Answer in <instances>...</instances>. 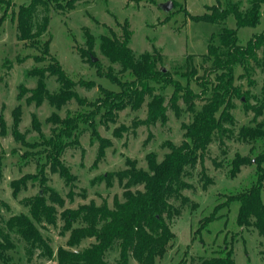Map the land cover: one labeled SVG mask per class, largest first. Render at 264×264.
Masks as SVG:
<instances>
[{
	"label": "rangeland",
	"instance_id": "374dc122",
	"mask_svg": "<svg viewBox=\"0 0 264 264\" xmlns=\"http://www.w3.org/2000/svg\"><path fill=\"white\" fill-rule=\"evenodd\" d=\"M7 1L11 2L8 17L0 21V201L5 204L0 205V228L13 248L4 252L0 264H59L56 254L60 247L77 252L90 247L94 239H85L74 248L67 246L70 231L65 229L61 213L91 201L97 205L106 201L112 207L115 197L123 200L127 173L153 174L152 164H162L175 152L188 153L195 161L185 166L180 184L169 190V207L163 216L175 239L165 257L156 264H201L218 256L225 247L234 250L236 264H264V236L254 227L237 225L238 202L220 208L218 219L201 228V221L218 205L254 181V164L243 166L236 178L229 177V164L236 154L252 156V144L243 141L239 131L253 124L254 113L245 110L242 100L234 99L230 110L234 122L226 124L224 131L216 132L207 142L196 145L188 137L194 115L183 94H174L176 83L200 93L198 78L214 80L215 75L209 76L212 62L208 47L210 43H219L214 35L223 25L194 17L203 16L206 7L218 1L88 0L77 3L71 12L60 11L54 5L48 10L40 8L34 28L43 16H49L48 32L42 41L52 36L50 53L73 82L71 90L77 95L60 106L48 97L41 104L28 101L39 83V77L29 76L28 72L47 66L51 60L39 49L18 40L11 12H17L30 0ZM233 1H241L243 8L248 7V0ZM167 2L173 3L169 11L163 8ZM3 12L0 9V19ZM262 12L260 24L238 30L241 44L264 31V5ZM125 21L132 31L130 47L135 57L140 58L144 53L158 57L157 69H166L172 82L168 85L149 82L140 105L132 97V90H123L118 83L131 81L130 74L122 71L120 63H112L100 49L102 35L114 31L121 36ZM224 26L235 29V18L230 16ZM90 34L95 40L92 50L88 45ZM89 54L97 59L94 64ZM36 56L45 60L37 62ZM188 65L197 70L190 81L185 77L190 70ZM241 74L243 70L238 67L236 84L249 93L250 103L255 105L262 98L264 74L257 69L252 85L247 79L239 78ZM44 81L50 95L66 90L56 76L47 73ZM105 90L125 97L120 107L111 110L102 107L99 99L105 97ZM197 103L198 107L202 105ZM80 113L91 118L81 122L73 136L64 140L68 144L59 156H51L49 142L58 133V120ZM38 195L45 196L56 208V224L38 225L54 258L6 227L12 216L30 215L28 201ZM262 199L264 202V188ZM105 260L107 264L120 263L117 246L106 254ZM130 262L138 264L133 258Z\"/></svg>",
	"mask_w": 264,
	"mask_h": 264
},
{
	"label": "trees",
	"instance_id": "16d2710c",
	"mask_svg": "<svg viewBox=\"0 0 264 264\" xmlns=\"http://www.w3.org/2000/svg\"><path fill=\"white\" fill-rule=\"evenodd\" d=\"M88 0H30L28 4L21 5L17 12H11V20L16 24L18 40L28 43L30 47L39 49L51 62L47 66L35 67L28 72L29 76L39 77L36 89L32 90V97L28 101H36L41 104L46 97L52 103L60 106L67 100L77 97L71 90L73 82L68 78L60 62L50 53L52 36L45 41L42 37L48 32L50 18L43 16L39 25L35 26V18L40 8L48 10L50 5L65 12L73 11L77 3ZM214 6H207V13L195 20H203L208 23L223 25L222 29L214 36L219 43H210L208 47V58L211 60L209 76L215 75L214 80L210 77H201L200 93L194 92L189 86L183 87L174 84L175 95L183 94V99L194 115V120L189 126L188 137L196 145L207 142L216 132L225 130V125L234 122L230 113L233 109V100H242L245 110L254 113L253 124L243 126L239 131L240 138L252 144L251 157L236 154L230 162L229 177L236 178L241 168L247 164L256 167L254 181L251 186L232 194L222 205H218L213 213L201 221V228H207L218 219L217 213L220 208L230 206L233 202L240 204L237 225L239 227H254L261 236H264V202L262 191L264 188V85L262 87V98L253 105L250 103L248 92L242 91V87L236 84V69L241 67L243 74L239 78H245L249 84H253L252 77L257 69L264 74V31L254 34L246 44H241L238 38V30L244 27H256L260 24L263 16L262 7L264 0H248V7L243 8L241 1L217 0ZM4 9L0 19L4 22L8 17L11 2L0 0V9ZM233 16L236 28L229 29L224 26L226 20ZM122 35L110 31L102 35L100 49L102 53L112 62L120 63L123 72H128L131 81L118 83L123 90H132V97L137 105L143 102V90L147 89L149 82L158 84H170L169 73L163 69H157L156 62L159 60L155 55L144 53L136 58L130 47L132 31L128 21L122 25ZM212 36L214 39L215 37ZM94 37L89 35L88 45L90 50L94 47ZM92 64L93 55L89 54ZM37 62H43L44 57H35ZM191 64L188 61V64ZM185 77L190 81L197 75V70L190 65ZM56 76L66 88L57 95H50L46 89L44 78L46 74ZM111 80L117 82L116 78ZM189 84V83H188ZM105 97L99 99L102 107L109 110L120 107L124 96L118 93L106 91ZM125 98V97H124ZM244 98V99H243ZM117 101V103H116ZM119 102V103H118ZM201 102V106H197ZM101 107V108H102ZM100 108V109H101ZM111 111H109L110 114ZM92 116L95 113L92 112ZM90 115L77 114L58 120L60 128L53 140L50 155L57 157L68 144L65 139L71 138L81 122L90 119ZM19 120V117H17ZM92 124V123H91ZM189 147V146H187ZM49 155V156H50ZM195 157H188L175 152L167 156L162 164H152L153 174L144 171H133L127 173L126 189L123 200L115 197L113 206L104 201L97 205L94 201L82 204L77 209H65L61 218L65 221V229L70 231L67 242L69 248L77 247L85 239H94L95 242L82 251H72L60 247L56 258L59 264H107L106 254L118 247L120 254L119 264H131L133 258L138 264H156L163 259L172 246L175 233L164 218L163 214L169 207L167 197L176 184H180V176L186 165L193 163ZM143 186L144 189L133 190L132 187ZM63 205V201L60 202ZM0 205H5L0 201ZM30 215H15L7 222L9 231L19 234L31 246L45 250L49 258L55 254L42 235L38 225L41 222L56 224V208L48 203L43 195H38L28 201ZM1 216V215H0ZM78 224L77 227H74ZM13 248L7 235L0 228V259L4 252ZM201 264H236L234 250L229 247L223 248L219 255L205 259Z\"/></svg>",
	"mask_w": 264,
	"mask_h": 264
},
{
	"label": "water",
	"instance_id": "95a60500",
	"mask_svg": "<svg viewBox=\"0 0 264 264\" xmlns=\"http://www.w3.org/2000/svg\"><path fill=\"white\" fill-rule=\"evenodd\" d=\"M173 6V3L172 2H167L166 4H163V8L166 10V11H169ZM92 61L93 63H95L97 61L96 58H92ZM164 71H166V69H163Z\"/></svg>",
	"mask_w": 264,
	"mask_h": 264
}]
</instances>
